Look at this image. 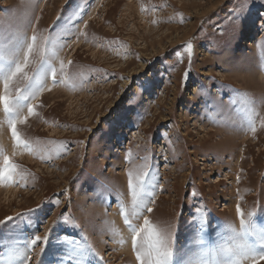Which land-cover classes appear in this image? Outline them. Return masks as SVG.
Here are the masks:
<instances>
[{
	"label": "rangeland",
	"instance_id": "1",
	"mask_svg": "<svg viewBox=\"0 0 264 264\" xmlns=\"http://www.w3.org/2000/svg\"><path fill=\"white\" fill-rule=\"evenodd\" d=\"M34 34L57 83L25 102L28 149L0 106V167L18 166L0 182V264H139L121 210L145 171L153 211L132 227H170L172 264L239 259L227 250L255 239L237 207L264 227V0H0V65Z\"/></svg>",
	"mask_w": 264,
	"mask_h": 264
},
{
	"label": "snow or ice",
	"instance_id": "2",
	"mask_svg": "<svg viewBox=\"0 0 264 264\" xmlns=\"http://www.w3.org/2000/svg\"><path fill=\"white\" fill-rule=\"evenodd\" d=\"M37 36L34 34L31 37V42L26 45H22L18 49V53L22 54V59L16 61L14 66H9L5 68L0 65V80L3 84V94L0 95V106L3 107L5 114L8 117V123L10 131L12 133L13 141L16 145L22 146L25 149L30 148V144L24 140L18 132L17 124L25 123L27 117H24L22 113L25 108H27V113L29 116L34 114L33 107L31 103H25L34 99L37 94L43 90V85L41 79L44 75L50 74L52 78V83L56 84L57 69L49 63V58H45L46 50L48 47L52 46V41L45 39L42 44L38 45ZM184 51L188 53L189 61H191L192 56V45L188 44ZM177 57H180L181 53H176ZM39 57V67L35 70L33 77H29L26 74V69L29 68L31 63L30 58ZM63 62H61L60 71L63 72ZM188 73L185 72V78H187ZM23 76L25 80L31 81L28 87L24 89H17L16 95H11L9 92L10 83L17 77ZM17 165L12 162L11 157H3V167H0V182L4 180H11L13 174L17 170ZM129 181L128 187L132 198V213L129 214L123 209L121 210V215L124 219L125 224L130 228L133 233L132 245L136 252V259L139 264H172L173 262V246H172V232L171 228H160L158 225L152 224L148 219L143 220V225L141 227H132L130 222V215L139 216V209L141 207L145 208L147 212H152L149 201L147 204L141 199L145 191V183L147 181L148 173L145 171L143 173V178L138 179L136 183H133L132 173H128ZM237 215L240 218V230L238 235L242 237L252 236L255 239V243H250L245 240L243 243H238L234 249H228L229 254H233L239 259L229 262V264H243L244 260H252L253 264H256L257 260H264V227L258 226L252 217L255 213H249V217L246 220L244 213L241 208L237 207ZM8 220H12V217H8ZM3 223V222H0ZM235 232L236 230L233 229ZM144 234H147V250H145V245L142 242L144 239ZM48 240L46 236L44 242ZM31 245H38L41 243V237L36 235L30 240ZM259 244L261 247L260 251H257L256 245ZM43 251V248L41 249ZM25 262H27V257H25Z\"/></svg>",
	"mask_w": 264,
	"mask_h": 264
}]
</instances>
